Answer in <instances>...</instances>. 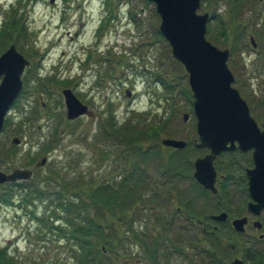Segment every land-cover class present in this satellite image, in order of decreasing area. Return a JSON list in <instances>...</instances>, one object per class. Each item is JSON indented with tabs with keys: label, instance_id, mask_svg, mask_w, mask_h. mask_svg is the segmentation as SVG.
Listing matches in <instances>:
<instances>
[{
	"label": "rangeland",
	"instance_id": "374dc122",
	"mask_svg": "<svg viewBox=\"0 0 264 264\" xmlns=\"http://www.w3.org/2000/svg\"><path fill=\"white\" fill-rule=\"evenodd\" d=\"M13 7L15 14L8 18ZM131 12L135 18L129 16ZM198 12L215 17L208 22L206 37L218 48L231 50L228 64L236 78L234 85L247 99L252 115L264 121V53L259 57L257 51L264 45V0H202ZM102 19L105 25L98 31ZM6 20L11 30L7 28L0 40V54L12 44H4L5 36L13 32L17 22L27 34L18 40L19 45L13 44L31 63L22 75L24 86L18 106L7 115L13 123L0 135V168L5 172L30 168L34 173L21 182L27 189L10 187L14 204H0V262L82 264L80 246L72 239L69 224L70 219H83L84 213H77L76 219L56 205L58 196L64 195L69 201L77 196L72 193L74 189L65 192L64 187L81 184L83 199L94 201L89 193L98 190L96 201L104 203L98 207H104L105 214L93 209L90 215L95 222L108 225L101 237L117 242L120 258L127 264H153L144 251L146 245L152 251L147 238H157V264H191L192 260L193 264H219L208 256L214 251L212 242L201 233L190 236L188 221L176 208L181 203L178 194L188 190L194 195L193 214L196 206L206 215L227 210L215 206L214 196L200 192L191 179L193 161L207 151L195 147L197 118L189 76L160 32L155 3L0 0L1 28ZM252 34L257 48L250 42ZM237 37L239 44L232 49L230 44ZM68 87L89 106L92 115L67 119L63 89ZM183 112L190 113L188 121H184ZM30 114L28 121H21ZM112 123L116 128L124 127L129 136L135 129L145 135L149 131L150 138L121 145L113 136ZM163 137L185 139L188 146L170 150L163 147ZM14 138L19 143L15 144ZM44 145H51V150L46 151ZM218 158L219 174L233 177L228 181L230 191L224 203L231 215H241L244 210L248 213L243 179L246 167L253 164L251 152L237 150ZM232 160L234 164L227 170L225 164ZM130 170L132 179L123 181ZM108 204L118 215L109 213ZM173 215L177 218L172 219ZM161 219L172 222L167 225L168 232L180 234L163 238L165 248L159 251ZM81 224L89 230L96 228L95 223ZM53 225H62L65 231ZM218 228L223 239L233 238L238 243L222 264L236 256L246 264L264 262V240L259 239L262 231L240 236L228 223ZM126 230L130 233L125 234ZM137 234L147 241L144 247L134 238ZM193 239H199L200 248L193 245ZM177 246L184 247V255L172 253ZM245 247L251 248L249 252ZM204 248L207 251H202Z\"/></svg>",
	"mask_w": 264,
	"mask_h": 264
},
{
	"label": "water",
	"instance_id": "95a60500",
	"mask_svg": "<svg viewBox=\"0 0 264 264\" xmlns=\"http://www.w3.org/2000/svg\"><path fill=\"white\" fill-rule=\"evenodd\" d=\"M54 1V0H53ZM155 3L160 16V32L171 46L173 56L180 61L189 74L194 112L197 117L198 146L209 149L204 157L195 161V176L206 188L217 191V171L214 161L227 150H252L254 167L247 169L249 194L252 200L248 209L255 215L264 211V122L259 123L252 115L248 101L234 85L236 78L228 61L230 49H220L206 37L208 12L199 13L202 0H149ZM255 45L254 37H252ZM29 60L11 45L0 55V134L5 117L23 88L22 74ZM68 118L75 119L82 114H91L71 88L63 91ZM183 113L184 120L189 119ZM14 142L19 143L15 138ZM167 146L184 148L185 140L164 138ZM46 159L42 163H45ZM32 171L16 169L6 173L0 169V183L30 179ZM222 212L216 219H227ZM247 217L233 221L238 231L245 230ZM256 226L263 223L257 221ZM231 264H245L235 259ZM264 264V263H263Z\"/></svg>",
	"mask_w": 264,
	"mask_h": 264
},
{
	"label": "trees",
	"instance_id": "16d2710c",
	"mask_svg": "<svg viewBox=\"0 0 264 264\" xmlns=\"http://www.w3.org/2000/svg\"><path fill=\"white\" fill-rule=\"evenodd\" d=\"M132 17L135 16L134 12H131ZM110 19V17H109ZM234 19L231 22L232 25L235 24L234 23ZM8 28V27H7ZM6 28V29H7ZM1 30L0 31V40H2L3 35H5V30ZM11 29L8 28L7 31H10ZM15 31V32H14ZM27 34V32H26ZM25 31L24 29H21L20 26L17 25V22L14 24L13 27V32H10L8 34V36H5V42L4 44L9 45L10 43H16L19 45L18 40L20 38L25 39ZM21 39V40H22ZM239 37L236 38L235 43L230 44V46L232 47V49L236 48V46L239 44ZM31 116H27L25 119H22V122H26L29 120ZM9 118L6 119V125L5 128H7L10 124H12L13 122H9ZM112 127L114 129V138H116V140H120V144L121 145H131L133 144V141H136L137 139H144V138H150L149 136V131L146 132H139L137 129H135L134 131H132L131 135L129 136L128 132H124L122 126H120L119 128H116V124L112 123ZM143 135H145V137H142ZM132 140V141H130ZM44 148L46 149V151H50L51 150V145L49 146H44ZM149 153V151H147ZM145 155L147 154L146 152H143ZM142 153V154H143ZM16 184H8L7 186H1L0 189L4 190L3 194H0V202H10L12 199V196L9 195L10 191H11V186H15ZM81 184L78 185H73L71 188H63V190L65 192H70L71 189H74V191L72 192L73 194H77V196H75V199L78 198L77 201H74L75 199H73V201H69L67 197L63 196H58L56 200H58L57 204H58V209L61 210L62 212H65L66 210L70 213V216H74L76 217V219H78V217L76 216V214H82L84 213V218L83 219H78V221L74 220V219H70V226L73 227L72 228V239L76 241V243L80 246L79 247V258L81 259L82 264H89L90 262L92 264H127V262L125 260H123L122 258H120L119 255V250L116 247L115 244V240L111 242V240L106 239V238H102L101 237V232H103V230H105V228L108 226L100 224L98 222H95L93 217L90 215L91 210L95 209L97 210V212L99 214H105V209L104 207L100 208L98 207L100 204H104V203H100L99 201H96V199H98V190L94 189L91 193H89V195L92 197L91 199H93L94 201L91 200H86L85 198L83 199L82 196V191H81ZM72 194V197H73ZM56 195V194H55ZM81 200V201H79ZM109 208V213L110 214H117V211L114 210V207L111 205H106ZM72 212H74L72 214ZM74 220V221H73ZM81 221H84L86 223H90L93 224L95 223L96 228L89 230L86 229L84 226H82ZM125 234H129V231L126 230ZM223 237V236H222ZM137 241V243H140L142 247H144V241L143 238H141L140 236H138V234L136 235V237H134ZM233 238H228V239H223L221 237H217V238H211L209 239L214 247V251H212V253L208 254L209 257L214 260L219 258H224L230 254H232L233 252H235L236 250L234 249L235 247L238 246V243H236L235 240H232ZM121 240H123V238H121ZM207 240V239H206ZM199 242L198 240H194L193 239V245L196 248H200L201 244H197ZM104 243V244H102ZM117 243V242H116ZM101 244L103 246H105V249L103 248V246H101ZM162 246V242L160 241L158 244V247ZM241 246V245H240ZM148 245H146V250L145 252L149 253L148 249H147ZM151 253H153V251L157 250V245H156V241H152V245H151ZM178 250H180V252L183 253V247L182 246H177ZM251 248H244V250L247 252H249ZM207 251V249H202V251ZM109 251V252H108ZM207 253V252H206ZM255 256H258V251L256 250L255 252ZM263 252H261L259 254V258L262 257ZM218 255V256H217ZM1 261V260H0ZM0 264H2L0 262ZM10 264V263H8Z\"/></svg>",
	"mask_w": 264,
	"mask_h": 264
},
{
	"label": "flooded vegetation",
	"instance_id": "af4514ba",
	"mask_svg": "<svg viewBox=\"0 0 264 264\" xmlns=\"http://www.w3.org/2000/svg\"><path fill=\"white\" fill-rule=\"evenodd\" d=\"M260 48L262 49H257L258 51V55L259 57H261L264 53V45H261L259 46ZM226 154H232L233 152H225ZM234 164L233 160L232 161H229L228 163L225 164L226 166V169L227 170H230V166H232ZM252 166V165H251ZM250 166V167H251ZM248 168V167H246ZM246 174V173H245ZM233 177L231 174L227 173V174H219L218 173V192L215 194L217 195L216 198L213 197V202L216 206L220 207V208H226L227 210H221V211H227L228 213V218L226 219V222H218L216 224H213V228L214 230L209 232L207 230V225H206V222H207V215L204 214L202 215L201 217L197 218L196 215H194L192 212H193V206H194V197L193 198H189V199H182L181 200V203L177 206V209L178 211H181L182 210V207H186L187 209H184V211L182 212V215L185 217V220L188 221L186 227L187 229H189L190 231H188L189 235L193 237V231L194 230H199L200 229V226L197 227V224H202V232L205 233L206 237H218L219 236V232L217 231L218 230V224L220 223L221 225L224 224V223H228L230 225V228L234 231V234L235 235H249V231L250 232H253V231H262V234L260 233V238H264V224L262 227H258L256 226V222L258 219L256 218H253V215L251 214H248L246 212V210H244V212L241 214V215H231V211H230V208L228 207V205H226L224 202H225V193L227 194L228 191H230L229 189V184H228V181L229 180H232ZM243 184L245 186V189H246V193L248 195V179H247V175H245L244 179H243ZM194 196V195H193ZM248 201H249V195H248ZM248 201L246 202L245 204V208L248 210ZM228 204V203H227ZM198 207L196 206L195 207V213L198 212ZM211 217L214 216V214H210ZM243 216H247V223L245 224V230L243 232H239L237 231L233 224H232V221L233 219L235 218H239V217H243ZM172 218H175V216L173 215ZM177 218V217H176ZM175 218V219H176ZM259 222H262V220ZM166 224H169V222H166V220L164 221V229L166 228ZM170 224H172V222H170ZM219 224V225H220ZM197 227V228H196ZM193 255V254H192ZM192 264H193V260H192Z\"/></svg>",
	"mask_w": 264,
	"mask_h": 264
}]
</instances>
